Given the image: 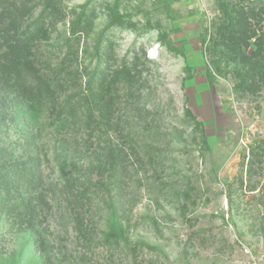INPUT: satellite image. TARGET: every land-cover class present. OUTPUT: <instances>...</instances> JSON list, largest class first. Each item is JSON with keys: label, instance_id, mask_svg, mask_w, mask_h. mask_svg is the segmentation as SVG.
Listing matches in <instances>:
<instances>
[{"label": "rangeland", "instance_id": "obj_1", "mask_svg": "<svg viewBox=\"0 0 264 264\" xmlns=\"http://www.w3.org/2000/svg\"><path fill=\"white\" fill-rule=\"evenodd\" d=\"M44 6L0 0V52ZM47 11L35 56L62 80L56 95L32 108L0 76V174L8 162L32 169L19 195L0 182V264H264V83L210 70L214 0H53ZM120 68L128 77L111 85ZM95 69L112 103H93L87 122L80 100L64 102ZM84 187L89 198H74Z\"/></svg>", "mask_w": 264, "mask_h": 264}, {"label": "trees", "instance_id": "obj_2", "mask_svg": "<svg viewBox=\"0 0 264 264\" xmlns=\"http://www.w3.org/2000/svg\"><path fill=\"white\" fill-rule=\"evenodd\" d=\"M52 1L44 0L42 15L25 25L18 34L13 35L11 40L6 42L5 49L0 52V76L3 82L11 84L17 93L26 95L32 108L55 96L58 88L63 85L56 73L47 71L38 65L35 56L37 37H44L47 33V19L52 16L51 11L47 10L51 7ZM214 2L222 22L217 25L210 44L205 47L210 70L221 74L225 69H229L226 72L240 80L241 82L237 81L239 85L264 83V29L260 21L264 14L263 0H214ZM0 15L6 16L7 19L10 18L3 8ZM87 22L86 16H82L81 13L77 21L70 25L69 37L62 45L65 53L61 65L65 64L66 60L73 59V45L86 28ZM99 46L98 44L97 49L100 52L102 47L99 49ZM128 75L127 69L115 70L111 75V85L116 83L121 76L127 78ZM107 76L105 69L92 70L85 83V93L76 96L74 101L64 102L68 107L67 111L74 108L76 102L80 100L84 104V113L89 122L93 103L102 100L101 104L105 105L107 102L106 104L110 105L112 99L108 98L109 93H106L110 86ZM247 81L249 83L243 84ZM26 163L27 161L4 163L6 171L0 174V182L9 186L16 185L17 195L21 194L18 185L25 180L27 172L32 171ZM62 174L64 175L63 171ZM67 189L71 190V188ZM72 194L74 198L84 196L89 198L88 187ZM17 195L8 202L12 203L10 208H13L15 220L20 221L23 216L16 210L20 209L24 197L19 199Z\"/></svg>", "mask_w": 264, "mask_h": 264}, {"label": "clouds", "instance_id": "obj_3", "mask_svg": "<svg viewBox=\"0 0 264 264\" xmlns=\"http://www.w3.org/2000/svg\"><path fill=\"white\" fill-rule=\"evenodd\" d=\"M148 55H149V57H150V58H153V59L155 58V57H154V55H153V52H152V50H149V53H148Z\"/></svg>", "mask_w": 264, "mask_h": 264}]
</instances>
